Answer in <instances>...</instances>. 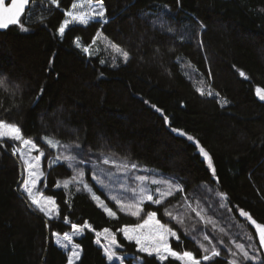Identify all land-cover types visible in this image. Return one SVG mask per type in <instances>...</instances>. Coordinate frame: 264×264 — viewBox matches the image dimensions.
<instances>
[{
    "label": "trees",
    "instance_id": "16d2710c",
    "mask_svg": "<svg viewBox=\"0 0 264 264\" xmlns=\"http://www.w3.org/2000/svg\"><path fill=\"white\" fill-rule=\"evenodd\" d=\"M58 2L60 7L47 2L34 5V18L25 21L28 31L16 25L0 31V79L6 85L0 87V120L15 122L26 138L40 141L46 175L41 188L60 208V216L49 220L27 200L21 183L17 190L24 180L19 155H13L10 146L17 143L0 141L4 144L0 148V264H42L46 251L44 264H67L69 253L55 243L53 233H71V224L85 221L94 230L85 229L76 239L81 257L75 264H119L110 262L96 243L95 232L105 228L123 245L116 251L125 258L124 264H161L123 239L118 229L141 221L120 211L91 180L89 165L83 166L86 179L116 217H109L85 190L76 191L79 185L56 188L73 172L63 162L49 165L62 149L43 143L46 135L64 143L79 142L92 154L103 151L116 159L127 157L179 180L183 193L176 192L162 205H144L145 212L159 209L157 218L177 232L180 241H170L174 249L201 258L203 253L191 236L202 240L199 233H203L221 256L202 264H227L234 259L229 249L235 251L237 243L264 259L254 227L239 215L243 209L264 223V104L256 95V88L264 89V0H104L106 24L71 25L63 38L57 29L74 0ZM97 31L102 35L91 56L76 48L77 38L91 45ZM105 36L129 51L128 63L121 57L113 59L114 53L105 49ZM189 135L193 141L187 139ZM196 142L212 156L215 177ZM193 192L215 221V230L183 206L182 196ZM217 192L228 196L223 208ZM165 207L183 215L184 224L165 216ZM247 234L253 239L248 240ZM221 238L224 244L218 243ZM235 259L259 264L243 261L240 254ZM164 264L178 262L169 259Z\"/></svg>",
    "mask_w": 264,
    "mask_h": 264
},
{
    "label": "snow or ice",
    "instance_id": "6c2138e0",
    "mask_svg": "<svg viewBox=\"0 0 264 264\" xmlns=\"http://www.w3.org/2000/svg\"><path fill=\"white\" fill-rule=\"evenodd\" d=\"M46 2L60 7L58 0H9L7 3L6 0H0V29H8L10 26L16 25L19 26L22 31H28L29 29L25 21L34 18L35 8L33 6H42ZM22 16L25 18L24 20L21 19ZM64 16L66 18L57 29L61 38L65 36L66 29L69 28L70 24L77 23L87 26L90 22L95 21L103 26V24L108 22L104 0H74L71 4V10L66 11ZM160 27L163 29L164 25L161 24ZM201 27H203V25H201ZM167 31H171V29L169 28ZM101 35L102 33L97 31L92 39L91 45H83L79 41V38H77L75 46L83 53L91 56L93 54L91 49L100 40ZM104 41L106 42L105 49L111 50V52L114 53L113 59L121 57L124 63H128L131 58L129 51L109 40L106 36L104 37ZM100 63H105V60L101 59ZM239 74L247 79L243 71ZM5 86V80L0 79V87ZM42 91L43 89L41 92ZM197 91H199L201 95H204L202 89H197ZM212 94L211 91L208 92V95ZM256 95L260 100H264V89L259 87L256 88ZM223 103H226V101ZM223 103L221 106H223ZM156 111L161 112V109L156 108ZM164 120L167 121L168 117L164 116ZM172 131L179 132L180 135H185L183 131L176 128H172ZM187 139L193 141L194 138L189 135ZM41 140L51 149H62L59 155L49 161V165L51 166L53 163L63 161L66 167L73 172L70 179H65L63 181V188L67 190L70 185L82 186L76 187V191L85 190L89 192L91 198L103 208L104 212L109 217H115L116 212L105 203V200L101 199L100 195L96 194L93 190V186L88 181H85L84 177L86 173L83 166H90L89 170L93 173L91 180L100 188L109 189L110 184L118 185L124 193H130V196L125 198L119 195H113L111 200L118 206L120 211L136 217L141 221L135 224L124 225L118 229V232L122 234L124 240L136 245L137 252L147 254L148 256H155L161 264H164V262L169 259L178 262V264H202V261H211L213 258L221 256V251L217 245L213 244L209 236L203 233H199V235L202 236V240L198 239L195 235L191 237V239L198 244L203 253L201 258H196L191 251L174 249L170 244V238L180 241V237L173 227L169 226L168 223H162L161 220L157 218L159 209L145 212L144 205L146 202H148L149 205H162L165 200L172 197L176 192H184V187L175 181V179L157 177L156 175H136L137 172L148 173L154 172V170L142 168L138 163L130 162L127 157L116 159L115 154L107 155L103 151H100L98 154H92L91 149L85 152L79 142L64 143L54 136L48 137L47 135L42 137ZM0 141L18 142L19 146L15 144L10 146L12 147L13 155L19 154V159L27 174L26 178L21 182V187L31 205L35 206V209L43 213L49 220L54 219L56 216H60V208L56 199L53 196H44L38 190L41 179L45 177V173L41 170V160L45 157V151L39 146L40 141L26 138L20 126L15 122L5 120H0ZM2 147H4V144L0 143V148ZM196 147L199 149L200 155L207 161V167L211 170L212 176L215 177L216 170L213 166L212 156L204 147L200 146L198 142H196ZM73 149L77 151L73 152ZM33 152L38 153V155H32ZM100 164L111 165L112 168H102ZM105 180L109 181V183H105ZM129 180L133 181L134 186L128 184ZM55 186L60 187V184L57 183ZM216 195L220 201L219 207H225V202L228 201L227 194L217 192ZM190 198L195 203L189 202ZM181 199L183 201V206L188 212L195 213V216L200 222H203L206 227L211 225L213 230H215V221L206 214L204 207L199 203L201 197L198 193H189L182 196ZM173 207H179V205H174ZM228 211H232V209L229 208ZM142 213L144 214L143 216ZM164 215L168 216L170 220L175 219L176 222L181 225L184 224V216L174 213L168 207L164 208ZM239 215L245 217L254 227L259 245L261 248H264V223L257 222L249 212L243 209H239ZM62 219H64L65 222H69L67 217H62ZM71 229V234L65 232L62 238H60L57 233H53L54 236L58 237L56 244L69 253L67 264H74V261L78 260L80 257L79 245L73 243V238L77 235H82L85 229L88 231L94 230L93 226L87 221L80 225L71 224ZM196 231L197 229L193 227V232ZM221 231L223 230L221 229ZM95 235L98 238L96 243L104 249L107 259L110 262L116 261L119 262V264H124L125 258L116 251L123 247L117 240L116 234L110 229L105 228L102 231H96ZM185 235H187V233H185ZM247 239L252 240V234H247ZM204 241L207 242V245ZM218 243L224 244L225 241L221 238ZM234 247L235 251L229 249L234 259L228 261L227 264H241L239 260L235 259L238 254L242 256L245 262L258 260L259 264H264V259H261L258 255H250L249 252L245 250V245L237 243ZM248 247L251 248L253 245L250 244ZM177 248H179V244H177Z\"/></svg>",
    "mask_w": 264,
    "mask_h": 264
},
{
    "label": "rangeland",
    "instance_id": "374dc122",
    "mask_svg": "<svg viewBox=\"0 0 264 264\" xmlns=\"http://www.w3.org/2000/svg\"><path fill=\"white\" fill-rule=\"evenodd\" d=\"M71 25H78L77 23H73V24H70L69 26H71ZM97 50V49H96ZM17 144V146H19L18 145V142H16ZM59 149V148H58ZM58 149H55V150H58ZM19 155V154H18ZM32 155H38V153H36V152H33L32 153ZM42 160H43V158H42ZM42 160H41V170L44 172V169H43V162H42ZM51 161V160H50ZM63 161H61V162H59V163H62ZM53 164H58V163H53ZM53 164H51V165H53ZM142 168H147V167H143V166H141ZM147 169H149V170H154V172H148V173H144V172H140V173H136V175H144V174H146V175H156L157 177H164V175L160 172V171H158L157 169H154V168H147ZM24 179L26 178V172L24 171ZM45 177H46V175H45ZM44 177V178H45ZM44 178H42L41 179V181H40V184L38 185V190H39V192L40 193H42L43 194V191H42V188H41V182L43 181V179ZM84 179H85V181H88L87 179H86V176L84 177ZM22 181V180H21ZM89 182V181H88ZM177 182L178 183H180L179 182V180H177ZM90 183V182H89ZM105 183H109V181H107V180H105ZM91 184V183H90ZM128 184L130 185V186H134L133 185V181H131V180H129L128 181ZM181 184V183H180ZM92 185V184H91ZM182 185V184H181ZM63 186V184H60V187H57V188H61ZM93 186V185H92ZM82 187V186H81ZM151 187H155V186H151ZM105 193H106V195L108 196V198L111 200V197L113 196V195H119V196H121L122 198H125V197H127V196H130V193H124L123 191H122V189H121V187L120 186H118V185H111L110 184V186H109V189H103V188H101ZM93 190L96 192V194L97 195H100L101 196V199H103V200H105V203L106 204H108L107 203V201H106V199H104L103 197H102V195L101 194H99L97 191H96V189L94 188V186H93ZM87 192V191H86ZM89 193V192H88ZM90 194V193H89ZM44 196H46L45 194H43ZM91 195V194H90ZM112 201V200H111ZM113 202V201H112ZM95 203H96V201H95ZM97 204V203H96ZM97 206L98 207H100L98 204H97ZM108 206L110 207V205L108 204ZM101 208V207H100ZM111 208V207H110ZM101 209H103V208H101ZM113 210V209H112ZM114 211V210H113ZM114 212H116V211H114ZM116 216H117V213H116ZM115 216V217H116ZM69 234H71V233H69ZM62 236L63 235H59V237L60 238H62ZM80 237V235H77V236H75L74 238H73V243L74 244H77L76 243V239L77 238H79ZM57 236H55V243H56V240H57ZM171 239L172 238H170V241H171ZM80 249V248H79ZM80 257H81V251H80ZM79 257V258H80ZM79 260V259H78ZM77 262V260H75L74 261V264Z\"/></svg>",
    "mask_w": 264,
    "mask_h": 264
},
{
    "label": "water",
    "instance_id": "95a60500",
    "mask_svg": "<svg viewBox=\"0 0 264 264\" xmlns=\"http://www.w3.org/2000/svg\"><path fill=\"white\" fill-rule=\"evenodd\" d=\"M7 2H9V0H6V3H7ZM10 27H11V26H10ZM10 27H9V28H10ZM4 30H6V29H0V31H4ZM258 98H259V97H258ZM259 100H260V99H259ZM260 101L264 104V100H260ZM19 164H20V169H21V173H22V172H23V164H22L21 162H19ZM21 180H22V178H21ZM20 183H21V181H20ZM20 183H19V185H20ZM19 185H18V187H19ZM26 205H27L28 207H30L27 201H26ZM48 240H49V233H48ZM46 256H47V251H46V253H45L44 257H43L42 264L45 263Z\"/></svg>",
    "mask_w": 264,
    "mask_h": 264
},
{
    "label": "bare ground",
    "instance_id": "6f19581e",
    "mask_svg": "<svg viewBox=\"0 0 264 264\" xmlns=\"http://www.w3.org/2000/svg\"><path fill=\"white\" fill-rule=\"evenodd\" d=\"M81 39V38H80ZM101 58V57H100ZM105 60V59H104ZM192 83H193V81H192ZM202 86V85H201ZM209 86V85H208ZM199 89V88H198ZM214 96V95H213ZM199 143V142H198ZM24 170V169H23ZM20 172V171H19ZM25 176V175H24ZM21 181V180H20ZM20 183V182H19ZM58 183H59V181H58ZM19 185V184H18ZM213 185V184H212ZM20 186V185H19ZM57 188V187H56ZM70 188V187H69ZM19 189V187H17V190ZM64 190V189H63ZM54 191V190H53ZM64 192H65V190H64ZM69 192V191H68ZM81 192V191H80ZM66 193V192H65ZM67 194H69V193H67ZM75 194V193H74ZM65 196H67V195H65ZM66 199V198H65ZM68 202H69V200H68ZM66 203V202H65ZM32 209V208H31ZM232 213H233V211H232ZM32 214V213H31ZM198 219V218H197ZM203 231V230H202ZM188 232V231H187ZM182 233V232H181ZM188 237H190V236H188ZM192 237V236H191ZM189 239V238H188ZM46 240V239H45ZM192 241V240H191ZM48 243H49V240H48ZM193 243H194V241H193ZM49 246V245H48Z\"/></svg>",
    "mask_w": 264,
    "mask_h": 264
}]
</instances>
